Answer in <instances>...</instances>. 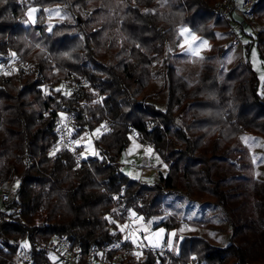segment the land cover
<instances>
[{"label": "trees", "instance_id": "16d2710c", "mask_svg": "<svg viewBox=\"0 0 264 264\" xmlns=\"http://www.w3.org/2000/svg\"><path fill=\"white\" fill-rule=\"evenodd\" d=\"M217 1L0 0V59L15 53L26 65L0 75V180L16 181L14 198L0 211V264H20L17 252L27 239L25 258L52 264L42 247L54 234L85 253L105 247L120 239L118 224L128 214L164 227L166 239L176 231L178 253L161 264H188L201 252L200 264H264V224L251 205L253 193L264 195V178L256 176L241 138L264 140L259 78L248 61L222 66L226 44L197 58L194 78L170 53L183 27L215 43L226 36L230 20L220 16ZM33 7V32L18 33L20 18ZM55 10L61 18L48 21ZM253 13L251 24L259 29L247 46L255 43L264 61V0ZM203 24L214 34L201 30ZM161 61L166 98L158 105L147 91ZM82 76L89 84L79 91L61 87L64 79ZM60 112L74 116L77 144L112 121L113 130L95 138L96 155L78 163L58 144ZM133 131L155 149L167 175L146 181L124 172L121 158ZM84 148L78 145L79 152ZM28 155L38 157L35 170ZM191 207L201 216L188 218ZM216 214L217 225L210 221ZM185 222L231 235L217 247L200 235L181 240ZM153 262L147 251L144 259L128 256L121 264Z\"/></svg>", "mask_w": 264, "mask_h": 264}, {"label": "rangeland", "instance_id": "374dc122", "mask_svg": "<svg viewBox=\"0 0 264 264\" xmlns=\"http://www.w3.org/2000/svg\"><path fill=\"white\" fill-rule=\"evenodd\" d=\"M218 0L217 2H219ZM243 0H236L237 9L234 12V24L238 29L237 23H242L244 17L240 13V9L242 7ZM61 18L59 10H55L52 12V15L48 18V21L54 22ZM38 16L36 8H29L27 12L20 18L19 25L15 28L18 33L21 34H31L36 25ZM255 25V26H254ZM247 25L245 27V31L239 30L238 32L242 38V42L244 45V51L242 53L241 49H230L227 51L224 59L220 62L224 68H228L237 60H243V62L248 61L254 72L259 78V92L264 94V61L260 54L258 46L254 44H250L248 47L247 44L250 42V35L254 34V31L259 27L256 23ZM200 29L209 33L214 34L207 25L203 24L200 26ZM180 34L182 36V40L180 43L174 44L170 53L172 55V60L180 67H184L185 72L191 74V77L194 78L198 69L197 58L208 54L213 46L219 44H226L227 34L226 36L219 37L218 41L215 43L211 39L205 37L204 35L199 34L194 29H190L188 27H183L180 30ZM164 67V62L161 61L155 65L156 79L154 80L152 86L147 91V95L153 98V100L161 105L166 98V90L163 86L162 81V71ZM65 89V88H64ZM66 91V90H65ZM102 127V126H101ZM103 132V127L95 130L92 134L84 136L81 140L78 141V145L83 144L85 146L82 151V156H94L97 154V148L94 145L95 138L100 136ZM242 140L245 142V146L247 148L248 154L250 156L252 165L254 166L255 174L257 177L264 178V140L261 137H255L253 135L242 134ZM138 139H134L132 137L131 143L124 152L121 161L123 163V170L126 174H128L131 178L140 179V180H157L160 174L167 175L168 166L162 162L160 157L158 156L155 149L147 144H143V147L136 154L131 153L133 146H136ZM139 141V140H138ZM140 142V141H139ZM31 162L27 161V166L31 170H35L37 165L38 157L30 156ZM13 181V180H12ZM16 181H13L12 186V194L11 199L14 198ZM252 209L255 213L256 218L259 222L264 224V195L259 193L252 194L251 201ZM0 206H2V202L0 201ZM186 209V208H185ZM188 218H197L200 217L202 212L200 213L197 207L187 208L186 209ZM220 217L219 215H215L210 219L215 225L219 224ZM141 228L140 230L145 234V239L148 244L154 248H159L163 245V243L169 242L173 247V254L178 253V248L175 245V235L176 231H170L168 238L166 239L167 231L164 227L153 229L149 223H146L143 218H141ZM178 234L181 236V240L188 235H200L205 238H208L212 245L217 247L221 245H225L228 242V239L231 235V230L226 233L220 231L211 232L207 227L202 226H193L188 222L182 224V227L178 231ZM31 247V242L27 239L23 242L21 246L22 249L28 251ZM204 252H201L193 257H191L188 261V264H200L204 259ZM53 258V261L51 260ZM52 264L56 263V257L51 256L50 258ZM20 263V262H19Z\"/></svg>", "mask_w": 264, "mask_h": 264}, {"label": "built area", "instance_id": "2783aa9c", "mask_svg": "<svg viewBox=\"0 0 264 264\" xmlns=\"http://www.w3.org/2000/svg\"><path fill=\"white\" fill-rule=\"evenodd\" d=\"M257 0H243L242 7L239 10L244 17L242 23H237L238 29L243 30L247 25L255 19L253 8ZM220 16L230 20L226 46L232 50L241 49L244 51L242 38L234 24V12L237 9L236 0H220L216 3ZM26 65L21 57L15 53L5 60L0 59V75L8 76L17 69H25ZM89 80L87 77L67 78L61 82V87L68 90L79 91L82 87L87 86ZM73 120L74 116L67 112H60L56 119V130L58 134V144L67 150H70L76 156V160L80 163L83 159L82 152L78 150V144L73 137ZM113 123L106 119L103 123V131L111 132ZM132 137L136 139L138 134L132 132ZM26 161L31 162L30 157ZM12 182L0 180V211L6 209V205L12 200ZM141 217L136 214H128L125 220L118 224V231L121 234L120 239L108 244L105 247H92L87 253L65 235L54 234L49 241L42 247L45 249L49 257H56L57 264H121L124 257H133L136 259H144L145 253L150 251L153 254V264H161L163 257H168L173 251V247L169 242H164L159 248L150 246L145 239V234L140 230ZM26 250L20 248L17 252V258L20 264H34V262L25 258ZM53 261V258L51 259Z\"/></svg>", "mask_w": 264, "mask_h": 264}, {"label": "crops", "instance_id": "0c3cea01", "mask_svg": "<svg viewBox=\"0 0 264 264\" xmlns=\"http://www.w3.org/2000/svg\"><path fill=\"white\" fill-rule=\"evenodd\" d=\"M136 141H137L136 146H133V149H132L131 153L129 152V154H136V153H137L138 151H140L141 148L143 147V145H142L141 142H139L138 140H136ZM127 149H128V148H127Z\"/></svg>", "mask_w": 264, "mask_h": 264}]
</instances>
